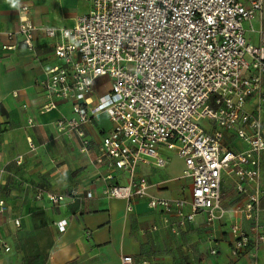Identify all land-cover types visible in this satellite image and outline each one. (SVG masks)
<instances>
[{
    "label": "built area",
    "instance_id": "obj_1",
    "mask_svg": "<svg viewBox=\"0 0 264 264\" xmlns=\"http://www.w3.org/2000/svg\"><path fill=\"white\" fill-rule=\"evenodd\" d=\"M88 1V13L60 27L36 26L33 7L19 3L18 28L7 33L10 43L3 50L15 51L20 43L37 57L35 34L40 33L53 41L57 60L40 81L48 99L40 113L71 105L72 115H62L55 131L78 140L82 154L107 168L100 176L104 198L127 201L129 211L145 201L175 235L199 215L212 230L228 217L232 254L256 255L264 245V37L258 45L250 42L247 24L262 12L263 2ZM105 78L109 88L100 93L97 82ZM100 115L112 128L94 153L86 129ZM27 125L38 122L31 117ZM28 143L30 152L38 150L30 137ZM174 157L184 163L190 196L153 195L139 166L164 169ZM23 161L20 154L16 163ZM118 172L127 175L126 184L116 182ZM5 173L0 169V186ZM230 186L237 200L227 205ZM38 192L41 199L43 191ZM77 198L76 189L49 194L58 208ZM6 210L0 192V214ZM14 222L20 230V219ZM57 225L64 232L67 221ZM215 239L212 255L218 253ZM0 249L11 251L1 238ZM132 262L123 258L124 264Z\"/></svg>",
    "mask_w": 264,
    "mask_h": 264
},
{
    "label": "crops",
    "instance_id": "obj_2",
    "mask_svg": "<svg viewBox=\"0 0 264 264\" xmlns=\"http://www.w3.org/2000/svg\"><path fill=\"white\" fill-rule=\"evenodd\" d=\"M240 1L248 6L252 0ZM261 1L262 12L247 24V38L256 45L264 37ZM20 2L33 7V22L38 27L69 26L91 8L88 0H0V169L6 172L0 192L7 205L6 212L0 214V238L11 248L10 252L0 249V264H124V257H132L131 264H264V245L256 255L232 254L228 217L215 223L212 230L205 224L204 215H199L175 235L145 201L136 202L129 211L127 201L103 197L105 185L100 176L107 168L82 154L78 140L58 137L55 131L54 123L62 115H72L71 105L64 103L56 111L40 113L48 100L40 81L45 70L57 63L53 41L36 33L37 57L20 43L15 51L3 50L10 43L7 33L18 28ZM31 117L38 126L28 127ZM111 128L106 115L87 126L94 153ZM28 137L38 146L36 152H30ZM20 154L24 161L17 165ZM53 158L56 165L51 163ZM175 162L181 164L179 173L172 167ZM183 170V161L174 157L164 169L142 164L138 174L147 179L153 195L188 198L186 181H190L182 178ZM127 180L125 173H117L116 182L126 184ZM75 189L77 201L67 199V207L58 208L49 200L50 193ZM38 191H43L41 199ZM88 192L92 197H87ZM229 193L227 205H232L237 200L232 186ZM17 218L20 230L14 222ZM63 220L67 228L60 232L57 223ZM212 236L216 238L217 255L210 253Z\"/></svg>",
    "mask_w": 264,
    "mask_h": 264
},
{
    "label": "rangeland",
    "instance_id": "obj_3",
    "mask_svg": "<svg viewBox=\"0 0 264 264\" xmlns=\"http://www.w3.org/2000/svg\"><path fill=\"white\" fill-rule=\"evenodd\" d=\"M108 86H109V80H108L107 78H105V79H100V80L97 82V88L99 89V92H100V93H103V92L107 91L108 88H109ZM172 167H173L174 169H176V172H177V173L181 172V168H179V167H181V164H180V163L175 162V163L173 164ZM186 184L188 185L187 189H188V191H189V186H190V184H189V182H187V181H186Z\"/></svg>",
    "mask_w": 264,
    "mask_h": 264
}]
</instances>
